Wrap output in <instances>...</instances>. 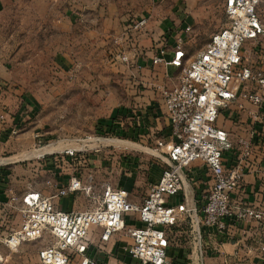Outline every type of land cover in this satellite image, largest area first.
Here are the masks:
<instances>
[{
	"label": "built area",
	"instance_id": "built-area-1",
	"mask_svg": "<svg viewBox=\"0 0 264 264\" xmlns=\"http://www.w3.org/2000/svg\"><path fill=\"white\" fill-rule=\"evenodd\" d=\"M260 2L224 0L225 26L212 34L194 58L187 55L180 32L175 34L170 60L164 57V40L151 58L152 64L175 66L179 75L172 86L161 90L168 132L165 138L155 139V144L163 151L166 167L149 184L142 202H132L122 187L103 184L101 195L93 196L96 204L92 208L63 211L55 207L52 196L26 192L20 198L21 225L3 239L5 246L16 248L48 233L50 243L37 251L41 264H68L74 256L81 257L80 264H92L85 254L91 227H101V241L126 229L131 242L124 251L135 264H171L167 258L169 232L188 220L195 232L186 264H204L202 230L229 235L240 222L262 221L263 210L245 205L236 197L245 174L257 170L252 155L263 150L260 159L264 161V76L252 72L243 53L247 41L264 36V23L258 13ZM147 21L146 16L129 21L112 37L117 46L113 51L116 61H129L124 43ZM190 30L187 25L183 31ZM231 106L246 116L248 128L244 135L233 137L217 123L221 113ZM65 152L73 155L74 149ZM195 161L204 165L210 177L198 211L186 200L177 204L170 201L184 191V172ZM259 172L264 174V166ZM77 190H84V185L74 177L67 186L58 187L56 195ZM10 200L15 201L16 196ZM132 213L141 225L127 226L126 216Z\"/></svg>",
	"mask_w": 264,
	"mask_h": 264
},
{
	"label": "rangeland",
	"instance_id": "rangeland-1",
	"mask_svg": "<svg viewBox=\"0 0 264 264\" xmlns=\"http://www.w3.org/2000/svg\"><path fill=\"white\" fill-rule=\"evenodd\" d=\"M134 2L140 7L149 5L151 15H167L166 12L173 8L171 11L179 22H191V33L187 36L190 51L205 47L211 34L227 22L224 0ZM194 5L199 6L197 14L191 7ZM20 8L16 13L14 5L8 4L0 12V70L13 71L12 79L0 86V95H3L0 119L7 114L17 125L3 141L1 152L12 162L0 164V264H41L37 251L50 243L48 233L12 249L3 242L21 225V196L26 192L41 191L52 196L56 208L59 199L64 197V201L70 200L68 210H84L96 204L93 196L101 195L103 184L121 187L125 181H138V190H146L149 178L166 167L163 151L156 146L155 139L165 138L167 132L163 135L159 130L155 131L154 137L147 136L151 125L148 120L144 121L141 106L134 103L133 95L124 86L123 74L118 69L107 72L103 59L93 57L98 62L94 66L96 71L91 72L88 65H79L71 62L72 57H66V63L61 67L64 71L58 70L49 54V44L57 41L49 39L50 43L46 42L40 32L28 31L30 27L25 24L23 4ZM258 13L264 23V0L258 6ZM19 49L20 52L14 55ZM243 53L252 72L264 76V36L247 41ZM31 91L33 100H26ZM159 106L161 117L166 118L162 94ZM243 117H246L244 113L231 106L221 113L219 121L227 126L233 137H238L246 134L248 128L246 121H239ZM141 127L144 133H135V128ZM116 140L119 141L116 143ZM58 142L63 146L52 151L42 150L44 146ZM69 149H74L73 155L65 152ZM53 157H58V161L54 162ZM153 165L155 169H152ZM74 177L82 182L84 190H77L75 195L71 191L57 196L58 186H67ZM10 193L16 196L15 201H8ZM126 231L116 233L126 234ZM243 235L241 233L242 243H254L251 236ZM113 236L107 241L99 240L97 256L102 260L96 258L92 264H114L108 261L110 258L130 264L125 251L124 257L113 253ZM248 249L228 263L220 262L213 253L210 264H264V257L259 260L254 255L264 256V245L257 253ZM80 260L81 257L74 256L68 264H80Z\"/></svg>",
	"mask_w": 264,
	"mask_h": 264
},
{
	"label": "crops",
	"instance_id": "crops-1",
	"mask_svg": "<svg viewBox=\"0 0 264 264\" xmlns=\"http://www.w3.org/2000/svg\"><path fill=\"white\" fill-rule=\"evenodd\" d=\"M134 1L0 0V12H3L8 7V4H13L17 13L23 4L25 24L30 27L28 31L35 30V32H40L46 42L50 43L49 39L57 41L56 43L49 44V54L53 56L60 71H64L61 67L66 63V57L69 59L72 57L71 62H76L79 65L80 63L88 65L91 72L96 71L97 67L94 66H97V60L102 59L104 61L102 64L107 69V72L120 70L123 74L124 86L128 93L133 95L134 103H138L141 106L140 113L151 125L149 127L151 132L147 136L152 135L154 137L155 131L162 130L163 135L168 132V120L167 118H162L160 113L161 90L164 87L168 88L172 86L177 81L179 69L171 64H152L151 58L157 53L161 42L164 40L167 46V52L164 57L166 60H170L173 56L174 37L178 32L184 35V48L190 58H194L204 47L197 51H190L187 45V36L190 35L191 31L184 33L183 30L187 24L191 27V22H179L176 19L174 11H171L173 8L168 13L166 12L167 15H156L155 13L151 15L149 5L143 7L136 6ZM191 7L196 9L195 14H197V9H199L197 7L199 6L194 5ZM140 16L148 18L147 24L139 31L131 32L130 37L127 40L125 39L124 43L125 53L128 55L129 61L126 63L116 61L113 51L117 46L113 43L112 37L118 35L126 23ZM135 50H140V53H135ZM18 52H20V49L16 50L14 55H17ZM93 57H96L97 60H94ZM91 67H94L95 70ZM0 74V86L6 85L7 81H10L13 77V71H8L6 68L1 69ZM33 97L34 93L31 91L26 100H33ZM2 98L3 95H0V100ZM4 117L0 119V164L12 162L9 156H3L1 152L3 144H5L3 141L5 142V138L17 126L12 116L4 114ZM244 120V117L239 119L241 122ZM217 123L228 130L227 126L223 125L219 119ZM118 141L116 140L115 142L117 143ZM262 154L263 150H257L252 155V165L257 170H250L245 174L242 190L236 197L240 198L245 205L264 211V174L259 172L264 166V161L260 159ZM63 158L64 156L61 159ZM155 167L153 165L152 169H155ZM161 170L156 176L149 178L150 183L157 180ZM207 173L201 162H193L189 170L187 169L184 172V191L181 190L173 195L170 198L171 203L177 204L186 200L187 205L194 207L198 211L204 202V194L210 182V177ZM139 184L140 182L138 181H135V183L125 181L121 186L129 192V199L135 203L143 201L148 189L144 190L141 188L138 190ZM58 187H61V184ZM37 192L43 194L41 191ZM75 193H78V191H73L74 195ZM11 196L13 194L10 193L9 197H7L8 201H10ZM64 200H66L64 197L59 199L58 209L69 211L68 208L71 205L68 204L70 200ZM126 224L127 226L141 225L134 213L126 216ZM172 230L173 234L171 233ZM100 232L101 227L98 226L91 227L89 231L88 247L85 254L92 262H95L96 258L102 260L101 256H97L98 249L96 246L100 240ZM194 232L188 220L178 226L172 227L169 232V245L167 248V258L171 264L187 263ZM241 233L242 235L247 234L251 236L254 243L250 242L249 245L244 244V242L242 243V239L240 238L242 237ZM112 240L114 241L112 244L113 253L116 252L117 255L120 254L124 257V248L131 242L130 236L127 233H115ZM202 240L204 264H210L213 253H216V257L220 259V262L225 263L238 259L242 252L246 251V248H249L248 251L257 253V249L264 245V218L260 222L254 220L240 222L236 228L231 229L229 235L202 230ZM254 255L259 260H262L264 257L255 253ZM110 259L108 261L111 263L115 264L119 262L121 264V261L118 259L114 261ZM127 259L130 264H135V261L128 255Z\"/></svg>",
	"mask_w": 264,
	"mask_h": 264
},
{
	"label": "bare ground",
	"instance_id": "bare-ground-1",
	"mask_svg": "<svg viewBox=\"0 0 264 264\" xmlns=\"http://www.w3.org/2000/svg\"><path fill=\"white\" fill-rule=\"evenodd\" d=\"M115 142V141H114ZM63 144V143H62ZM61 143H55V144H48L42 148L43 151H52L60 148L63 146ZM186 186V185H185ZM186 193V192H185ZM187 196V195H186ZM187 198V197H186Z\"/></svg>",
	"mask_w": 264,
	"mask_h": 264
},
{
	"label": "trees",
	"instance_id": "trees-1",
	"mask_svg": "<svg viewBox=\"0 0 264 264\" xmlns=\"http://www.w3.org/2000/svg\"><path fill=\"white\" fill-rule=\"evenodd\" d=\"M145 122H147V120L144 119ZM135 133H144L143 128L141 127V129L135 128ZM64 156V155H63ZM62 157V156H61ZM53 161L57 162L58 161V157H53Z\"/></svg>",
	"mask_w": 264,
	"mask_h": 264
}]
</instances>
